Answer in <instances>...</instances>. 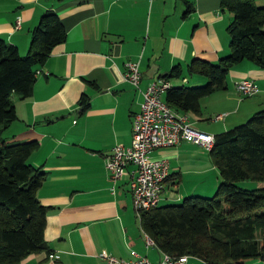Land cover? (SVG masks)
Segmentation results:
<instances>
[{"label": "crops", "instance_id": "obj_1", "mask_svg": "<svg viewBox=\"0 0 264 264\" xmlns=\"http://www.w3.org/2000/svg\"><path fill=\"white\" fill-rule=\"evenodd\" d=\"M254 2L264 6V0ZM46 10L57 14L65 37L35 67L31 93L11 94L15 119L3 131L11 143L34 141L28 162L44 172L36 196L47 207V249L20 264H105L102 254L129 258L131 250L157 263L162 252L145 244L147 234L132 202L135 167L128 164L113 181L105 159L115 144L130 145L132 118L149 82L175 66L181 76L168 79L171 86L206 82L199 74L190 75L189 82L183 74L195 58L217 62L229 53L227 27L233 13L221 0H0V38L24 55ZM126 61L138 63V88L122 78ZM243 78L254 80L264 93V70L243 60L228 71L226 88L209 95L220 93L218 100H199L198 113L169 106L186 113L199 131L214 135L229 130L264 104L252 109L254 102L240 99L234 85ZM82 95L85 110L79 105ZM215 113L225 115L212 120ZM203 119L209 122H195ZM215 121L221 122L213 125ZM151 156L165 158L169 165L157 205L212 192L220 181L204 146L181 141ZM184 264L207 263L188 257Z\"/></svg>", "mask_w": 264, "mask_h": 264}, {"label": "trees", "instance_id": "obj_2", "mask_svg": "<svg viewBox=\"0 0 264 264\" xmlns=\"http://www.w3.org/2000/svg\"><path fill=\"white\" fill-rule=\"evenodd\" d=\"M233 13L228 24L229 53L217 62L195 58L189 75L206 82L196 86H171L164 100L172 107L199 112V100L226 88L228 71L243 60L264 70V6L254 0H221ZM65 30L53 10L43 12L31 32L27 52L0 38V264H20L32 253L46 250L44 239L47 207L36 190L44 172L28 162L34 141L11 143L4 129L15 119L11 94L31 93L35 67L53 46L63 41ZM173 67L161 76L179 78ZM87 107L85 96L79 100ZM209 155L220 181L213 196L189 195L179 203L156 205L139 213L142 230L162 253L177 259L198 258L207 264H264V107L229 130L214 134ZM261 183L243 188L238 181Z\"/></svg>", "mask_w": 264, "mask_h": 264}, {"label": "built area", "instance_id": "obj_3", "mask_svg": "<svg viewBox=\"0 0 264 264\" xmlns=\"http://www.w3.org/2000/svg\"><path fill=\"white\" fill-rule=\"evenodd\" d=\"M19 23L20 21L17 20L15 28L19 27ZM122 78L138 88L142 78L138 63L126 61ZM170 87V81L163 77L148 83L142 92L140 110L132 118L130 145L125 147L122 144H115L105 159V168L113 181L122 177L128 164L134 165L130 191L138 215L141 211L158 204L163 182L169 173L168 161L165 158L152 157V151L176 146L181 141L198 144L207 149H210L214 143V135L197 130L186 113L173 110L163 100V94ZM234 87L243 97L254 96L259 91L258 85L249 78L236 81ZM224 115V113H216L211 119L221 120ZM145 244L153 245V241L147 235H145ZM130 253L129 258L103 254L101 257L105 260V264H184L187 260L186 255L174 259L162 253L160 260L152 263L135 250H131ZM50 258L55 260L58 255L50 254Z\"/></svg>", "mask_w": 264, "mask_h": 264}, {"label": "rangeland", "instance_id": "obj_4", "mask_svg": "<svg viewBox=\"0 0 264 264\" xmlns=\"http://www.w3.org/2000/svg\"><path fill=\"white\" fill-rule=\"evenodd\" d=\"M183 75L187 76V78L189 79V82H191V76H190L189 74L186 75V73H184ZM178 81H180V80H178ZM203 83H204V82H203ZM203 83H199V84H197V85H202ZM236 92H237V91H236ZM237 93H238V92H237ZM219 94H220V93H215V94L212 95V96H208L209 98H208V99H205V100L214 103L215 100H218V99L220 98L221 95H219ZM238 94H239V93H238ZM239 96H240V99H241L242 101H245L246 103H247L246 100H250V101L254 102L253 105H252V109H256V108L259 106V104L262 103V101H264V93H262L261 91L258 92L256 95H254V96H250V97H243V96H241L240 94H239ZM244 99H245V100H244ZM247 104H248V103H247ZM242 106H244V104H243ZM263 107H264V104L261 105V106H259V108H257L256 110H254L252 113H250V114L248 115V117H247L246 119H244V121H242V122L239 123V124L245 123L253 113H255L256 111L262 109ZM215 114H216V113H215ZM193 116H194V119H195V118H196V115L194 114ZM212 116H214V114H213ZM195 122H196V123H199V122H200V123H208L209 120H206V119H203V120H201V121L195 120ZM220 122H221V121H215V122H213V125H215V124H219ZM239 124H238V125H239ZM152 157H153V156H152ZM237 185H238L239 187H243V188H255V187H258V182L250 181V180H244V181H238V182H237ZM216 188H217V187H216ZM216 188H215L212 192H208V193H206V194H201V196H204V197H208V196L210 197V196H213L214 193H215V191H216ZM198 195H199V194H198ZM255 262H256L255 260H250V261L247 262V264H254Z\"/></svg>", "mask_w": 264, "mask_h": 264}]
</instances>
